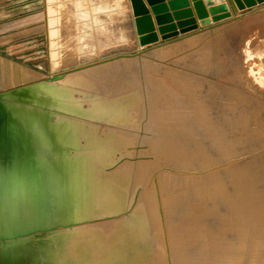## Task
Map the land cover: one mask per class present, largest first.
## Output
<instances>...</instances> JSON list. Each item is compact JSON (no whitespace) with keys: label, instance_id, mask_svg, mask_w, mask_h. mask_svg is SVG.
Wrapping results in <instances>:
<instances>
[{"label":"bare ground","instance_id":"bare-ground-1","mask_svg":"<svg viewBox=\"0 0 264 264\" xmlns=\"http://www.w3.org/2000/svg\"><path fill=\"white\" fill-rule=\"evenodd\" d=\"M43 4L49 75L0 60V95L48 138L46 197L26 191L0 209V229L26 231L14 240L22 264H264V154L229 138L245 133L235 116L258 104L220 88L217 97L235 102L221 103L220 116L197 80L149 56L86 62L103 42L148 49L131 39L129 0ZM103 10L117 12L113 24ZM173 44L154 47L167 55ZM18 88L34 101L14 99L9 91ZM240 151L250 156L230 160Z\"/></svg>","mask_w":264,"mask_h":264},{"label":"rangeland","instance_id":"rangeland-1","mask_svg":"<svg viewBox=\"0 0 264 264\" xmlns=\"http://www.w3.org/2000/svg\"><path fill=\"white\" fill-rule=\"evenodd\" d=\"M71 4L67 3L72 7ZM43 8V0H0V60L16 67L32 70L42 78L49 75L45 60ZM253 9L219 22L221 24L193 32L187 37L167 42L162 40L140 53L130 46L133 45L131 43L123 47V42L114 41L111 45L117 47L108 51L107 48L111 45L102 43L105 45L101 46V53L86 62L98 61L121 53L132 54L133 57L140 59L142 56H149L160 69L169 67L197 80V85L207 91L216 102L220 116L224 115L221 103L235 105V102L226 96L217 97L216 94L228 91L247 97L246 99L258 106H250L241 112V115H234L237 121L240 120L243 123L245 133L239 136L229 135V138L235 140L241 138L255 145H261L251 152V154L261 155L264 154V5ZM68 13L79 20L73 9ZM100 13L106 19L108 18V22L112 21L113 14L117 15V12L110 10H103ZM107 20H102L105 26ZM71 21V19L68 20L69 25ZM101 30L104 29L101 28ZM68 31L72 33L73 28H69ZM103 34L107 36L106 29ZM131 39L134 40V35ZM174 42L175 44L171 46L175 50H171L167 55L159 54V47H154H162ZM124 43L127 42L124 41ZM65 44L72 45V42L67 41ZM201 53L204 54L203 63H200V58H197ZM228 116L233 114L228 113ZM213 136L210 137L215 138V135ZM241 152L238 158L232 157L230 160L250 156V153L241 154ZM258 168L260 165L253 167L251 171L256 172ZM262 171L264 173V170Z\"/></svg>","mask_w":264,"mask_h":264},{"label":"water","instance_id":"water-1","mask_svg":"<svg viewBox=\"0 0 264 264\" xmlns=\"http://www.w3.org/2000/svg\"><path fill=\"white\" fill-rule=\"evenodd\" d=\"M129 1L135 30L134 37L140 47L180 36L197 30L199 26L210 25L232 16L224 0H193L199 24L192 17V10L186 7L187 0H170L168 7L159 4L161 0H147L149 4L154 5L152 11L159 25L158 31L161 34L159 39L153 32V21L143 1ZM231 1L236 13L264 3V0ZM169 9L172 12H169ZM173 20H176V23ZM9 93L16 100L34 101V98H31L33 92L29 89H11ZM47 145L48 138L29 129L23 117L17 113V108L0 95V209L3 208L7 197L11 199L13 206H16L17 196L20 194L23 196L26 191L27 193L37 191L38 195L46 197L47 188L40 178V174L44 175L45 167L40 160ZM22 202L23 208L25 204L23 198ZM25 232L22 229L13 233L2 225L0 264H22L21 248L17 247L18 244L14 240L23 236Z\"/></svg>","mask_w":264,"mask_h":264},{"label":"crops","instance_id":"crops-1","mask_svg":"<svg viewBox=\"0 0 264 264\" xmlns=\"http://www.w3.org/2000/svg\"><path fill=\"white\" fill-rule=\"evenodd\" d=\"M143 1V5L147 8V10H148V14L152 17V19L154 18V14H153V11H152V7L154 6V5H152V4H149L148 2H147V0H142ZM169 1L170 0H161L160 2H159V4H161V5H165V6H167L168 7V3H169ZM188 1V6H186V7H188V8H190L191 10H192V17L193 18H195V20L197 21V22H199V20H198V18H197V15H196V12H195V9H194V6H193V4H194V1L193 0H187ZM224 2H226L227 3V5L229 6V9H230V11H231V13H232V15H233V17H235V16H239V15H242V14H244V13H246V12H249V11H251V10H254L253 8H250V9H246V10H243V11H241V12H239V13H236V11H235V8H233V4H232V1L231 0H224ZM262 4H258L257 6H261ZM263 5H264V3H263ZM207 7V5H205V8ZM151 11V12H150ZM237 11H239V10H237ZM169 12H172V10H170L169 9ZM110 22V21H109ZM82 23V22H81ZM111 24H113L114 23V21H111L110 22ZM153 23H154V31L156 32V30H157V24L155 23V20L153 19ZM84 24V23H83ZM217 24H221V23H219V22H216V23H214V24H212V25H210V26H203V27H199V29L198 30H193V31H191V32H188V33H186L185 35H187V34H191V33H193V32H196V31H200V30H202V29H205V28H209V27H211V26H214V25H217ZM85 26H88L87 24H84ZM88 27H90V28H92V29H98V28H94V27H91V26H88ZM108 29H111L110 27H108ZM98 30H101V29H98ZM101 31H104V30H101ZM111 31H114L113 29H111ZM107 32V31H106ZM107 33H109V34H111V32H107ZM158 35H159V33H157ZM112 35V34H111ZM45 36V35H44ZM187 37V36H186ZM179 38H181V37H179V36H176V37H173V38H170V39H168V40H164V42H167V41H170L171 39L173 40V39H179ZM184 38V37H183ZM44 41H45V37H44ZM98 42H102V41H100V40H98ZM159 42H162V40H160ZM103 43H105V44H112V42H103ZM128 44H130V43H128ZM131 44H132V42H131ZM153 45H155V44H152V45H148L147 47H149V46H153ZM146 46L144 47V48H147Z\"/></svg>","mask_w":264,"mask_h":264}]
</instances>
